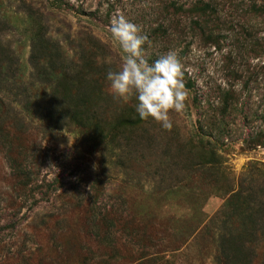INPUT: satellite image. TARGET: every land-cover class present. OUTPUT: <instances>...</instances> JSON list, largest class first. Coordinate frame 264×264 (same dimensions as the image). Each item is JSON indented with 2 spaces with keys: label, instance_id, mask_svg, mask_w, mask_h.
Listing matches in <instances>:
<instances>
[{
  "label": "rangeland",
  "instance_id": "rangeland-1",
  "mask_svg": "<svg viewBox=\"0 0 264 264\" xmlns=\"http://www.w3.org/2000/svg\"><path fill=\"white\" fill-rule=\"evenodd\" d=\"M206 1L215 45L197 0H0V264H264V0ZM120 16L181 59L171 130L113 99Z\"/></svg>",
  "mask_w": 264,
  "mask_h": 264
},
{
  "label": "clouds",
  "instance_id": "clouds-1",
  "mask_svg": "<svg viewBox=\"0 0 264 264\" xmlns=\"http://www.w3.org/2000/svg\"><path fill=\"white\" fill-rule=\"evenodd\" d=\"M111 34L122 54L120 67L106 74L114 101L123 105L135 99V111L142 121L171 130V114L182 113L188 99L178 53L170 50L153 62L146 60L148 36L123 16L112 20ZM150 185L151 181L144 182L146 191Z\"/></svg>",
  "mask_w": 264,
  "mask_h": 264
},
{
  "label": "trees",
  "instance_id": "trees-1",
  "mask_svg": "<svg viewBox=\"0 0 264 264\" xmlns=\"http://www.w3.org/2000/svg\"><path fill=\"white\" fill-rule=\"evenodd\" d=\"M210 4H211V2H208L206 0H197V3H195V5H196L195 9L196 10H202L197 21L195 22L196 30L199 32L197 34L198 35L197 38H199V41L203 42L204 44H214V43H212V41L224 38V37L218 36L216 30L213 29L214 27L217 26V23L220 21V19H219L218 10H216ZM68 6L69 5H66V7H68ZM249 9L254 10L255 12H257V14L264 15V5L250 6ZM242 29H243L244 33H246L247 35H250V36L252 35V39H251L252 41L255 39V35L253 36V32L251 31V29L257 31V35H256L257 36V54H260L264 49V37L259 36L258 24H257V30L254 29L252 25H250L247 28L242 27ZM245 40H247V47H248L250 43L248 44L249 40H248L247 36H246ZM66 85H67V80L65 79V77L61 78L59 80V82L57 83V90H56L57 93L59 92L60 86L64 87ZM188 85L191 87L192 83L189 81ZM65 99H66V97H65ZM70 121L72 123L75 122L74 119H71V118H70ZM85 124H88V123H85ZM208 126H209V124H208ZM201 129H203V128H201ZM201 134L204 136L205 135L208 136L205 133H201ZM204 136H202V137H204ZM257 139L260 142H264V129L262 131H260ZM29 184L30 183H27V184H25V186H28ZM45 187L50 189L49 184L46 185ZM36 188H39V189H37V190L33 189V191H31L30 193H33L34 191H38V194H40L41 196L48 194V191H43L44 185H41V184L37 185ZM49 189H47V190H49ZM9 223L12 227H15V225L13 224L14 223L13 221H10Z\"/></svg>",
  "mask_w": 264,
  "mask_h": 264
}]
</instances>
